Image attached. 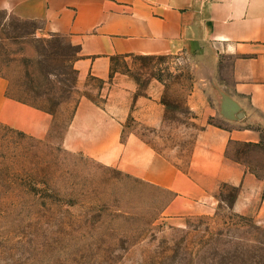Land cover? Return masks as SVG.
Listing matches in <instances>:
<instances>
[{
	"label": "rangeland",
	"instance_id": "rangeland-1",
	"mask_svg": "<svg viewBox=\"0 0 264 264\" xmlns=\"http://www.w3.org/2000/svg\"><path fill=\"white\" fill-rule=\"evenodd\" d=\"M43 25L0 9V70L10 92L54 115L46 138L0 121V264H264L261 191L238 211V187L223 184L214 213L166 218L170 190L71 151L59 138L82 95L105 105L120 87L131 102L151 93L163 118L149 125L130 115L123 137L135 132L186 169L200 129L224 123L192 109L190 94L202 86L214 103L231 89V58L216 61L209 46L197 54L118 55L107 78L79 83V45ZM228 154L264 176V148L233 142Z\"/></svg>",
	"mask_w": 264,
	"mask_h": 264
},
{
	"label": "crops",
	"instance_id": "crops-1",
	"mask_svg": "<svg viewBox=\"0 0 264 264\" xmlns=\"http://www.w3.org/2000/svg\"><path fill=\"white\" fill-rule=\"evenodd\" d=\"M0 9L42 20L47 33L79 45L73 62L79 83L92 75L107 78L116 54H197L209 46L216 61L230 57L231 89L219 91L214 103L202 86L190 94L192 109L224 123L208 121L200 129L186 169L135 132L123 137L130 115L149 125L163 118L164 105L151 93L131 102L120 97L131 91L120 87L105 105L82 95L59 138L71 151L170 190L166 218L214 213L220 187L230 184L238 187L232 204L238 211L261 191L264 222V176L228 154L233 142L264 148V0H0ZM8 84L0 70V121L46 138L53 113L8 95Z\"/></svg>",
	"mask_w": 264,
	"mask_h": 264
},
{
	"label": "trees",
	"instance_id": "trees-1",
	"mask_svg": "<svg viewBox=\"0 0 264 264\" xmlns=\"http://www.w3.org/2000/svg\"><path fill=\"white\" fill-rule=\"evenodd\" d=\"M132 54H133V53H132ZM118 55L126 56V55H130V54H116V55H112V56H111V62H113L114 59H115V57L118 56ZM7 78H8V77H7ZM7 92H8V95H10V96H12V97H14V98H17V99H19V100H22V101L27 102V103H30V104H33V105H35V106H37V107H40V108H42V109H44V110H47V111L53 113L52 110L46 108L45 106H42V105H39V104H37V103L31 102V101H29V100H27V99H25V98H22V97L16 96L15 94L11 93V92H10L9 85H8V90H7ZM163 103L166 104L165 101H163ZM210 122H212V121H210ZM19 132L22 133V134H26L24 131H19ZM246 163H247V162H246Z\"/></svg>",
	"mask_w": 264,
	"mask_h": 264
}]
</instances>
